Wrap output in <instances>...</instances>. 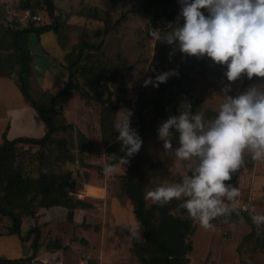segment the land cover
Returning a JSON list of instances; mask_svg holds the SVG:
<instances>
[{"label": "rangeland", "instance_id": "1", "mask_svg": "<svg viewBox=\"0 0 264 264\" xmlns=\"http://www.w3.org/2000/svg\"><path fill=\"white\" fill-rule=\"evenodd\" d=\"M20 1L0 0V14L3 13L2 2L3 7H10L6 8L7 18L1 22L4 26L6 22L12 23V17V25L18 23L20 27L28 26V11L19 9ZM53 1L60 23L59 35L48 32L39 40L33 34L29 37L31 49L34 51L35 46L45 48L56 44L58 48H49L50 55L59 56L63 66L67 67V55L72 52L77 54L83 42L100 48L86 52V58L80 65L82 75L78 74L76 77L88 98H81L77 93L74 97L79 98L78 104L76 101L70 102L68 98H64L59 104L62 108L59 112L61 119L77 125L75 129L57 135V141L65 138L67 149L53 143L41 150L27 146L21 147V150L27 155L26 164L33 177H38L40 173L37 159L40 153L43 154L46 171L57 175L70 173L69 183L72 186L68 191L70 196L71 193H76L71 197L72 215L70 216V210L66 208L53 207L40 211L37 219H30L29 225H38L40 228L38 251L32 248L34 235L24 243L17 236H6L9 221L0 222V258L32 256L30 264H141L134 253V241H143V228L135 218L134 206L123 192V175L129 164L106 176L103 169L109 161L103 157L108 155L105 142L114 139L113 133L119 135L115 131L114 123L117 119H123L126 112L131 114L134 102L141 125L138 110L142 105H147L142 110L146 129L144 141L147 162L139 176L153 164L155 176L148 180L146 189L155 188L165 180L178 182L184 167L179 161L165 154L163 142L157 137V129L163 121L156 113V105L147 103L160 97V88L163 86L164 96L170 98V103L166 105L163 113L165 120L169 116L179 114L181 102L185 99L191 102L193 113L201 109L206 117L210 118L217 111L220 102L218 95L222 94L221 90L229 84L224 75L227 68L218 67L216 72L206 69L192 70L182 78V54L176 51L170 56L173 47L162 40H154L150 35L153 29L167 31V20L161 19L153 26L149 20L132 11L135 6H142L145 0H117L118 5L115 8H112L110 0ZM34 2L38 3L35 10L42 17V21L51 24L52 20L48 17L43 1ZM92 7L97 8L100 20L89 19L88 12ZM202 11L205 15L208 14L206 10ZM107 18L110 19L108 34L105 33L108 26L104 23ZM176 20L177 18L172 23ZM159 43L162 50L157 49ZM37 62L40 64L38 58ZM42 63L41 61V65ZM54 67V79L49 88L50 92L58 93L63 88V69L57 60ZM42 68H36V73L40 75ZM170 70L177 71L179 75L171 76L167 82L160 83L157 87L156 76ZM97 74L102 77L114 76L108 89L112 93L111 104L119 107V116L117 113L106 115L105 106L101 103L106 99V94L102 95L100 90L99 94H96L85 84L87 81H96ZM150 78L151 82L145 86V82ZM180 79L181 82H178ZM99 83H103V80ZM253 84H264V78L253 77L249 80L245 74L231 83L232 91L229 94L235 96ZM123 86L126 93L121 92L120 87ZM177 91L179 95L175 96ZM25 108L33 111L35 118L24 113ZM15 109L12 115L11 111ZM16 112L18 119H15ZM38 121H41L40 118L35 115L31 106L24 102L16 83L7 78L0 79V143L2 134L8 130L7 127L11 128L9 138L37 134L35 132H39L36 127ZM39 130L41 131L40 127ZM104 130H107L106 135ZM79 132L86 135L90 144L95 145L94 150L88 153L79 150ZM172 142L173 147L178 146V136L175 134ZM236 173L237 179L234 182L225 183L239 188L240 205H248L250 209H255L256 214L264 215V162H254L250 156H245L241 168ZM96 191H102L103 196H95ZM146 204L147 207L152 205L151 202ZM181 217L188 220L195 229L189 238L193 250L188 255V264H264V239L261 233L252 234V227L244 221L239 209L230 217H219L212 221L216 226L215 231L205 230L187 216ZM26 234L25 230L24 236ZM57 245L60 246L59 249L56 248Z\"/></svg>", "mask_w": 264, "mask_h": 264}, {"label": "clouds", "instance_id": "2", "mask_svg": "<svg viewBox=\"0 0 264 264\" xmlns=\"http://www.w3.org/2000/svg\"><path fill=\"white\" fill-rule=\"evenodd\" d=\"M179 3L176 22L169 23L165 32L153 29L151 37L172 46L170 56L178 51L184 59L207 57L226 66L224 75L229 84L218 95L220 102L212 117L207 118L201 109L193 113L191 102L185 99L179 114L160 124L157 137L163 142L164 152L179 161L184 172L178 182L165 180L146 189L144 199L159 207L179 201V208L186 211L192 222L215 231L212 221L230 217L240 206L239 188L225 182L241 168L245 156L254 162H264V84H253L235 96L229 94L231 83L245 74L249 80L264 78V0H179ZM174 75L179 73L170 70L158 74L156 86ZM150 82L151 78L145 86ZM126 113L114 123L119 133L116 140L124 156H103L109 161L103 169L106 176L125 168L143 144L138 131L131 126V114ZM174 134L178 136L176 147L172 142ZM247 210L259 235L264 231V215L256 214L254 208Z\"/></svg>", "mask_w": 264, "mask_h": 264}, {"label": "trees", "instance_id": "3", "mask_svg": "<svg viewBox=\"0 0 264 264\" xmlns=\"http://www.w3.org/2000/svg\"><path fill=\"white\" fill-rule=\"evenodd\" d=\"M42 1L49 19L52 20L51 24H45L43 21L36 23L30 19L28 26L20 27L18 23L12 25L14 21L11 24L6 22V26H4L1 22L7 18L6 8L10 7H3V2L1 3L3 13L0 14V78H7L16 83L26 103L36 111L45 125L44 136L41 138L18 137L10 140L7 131L2 134V142L0 143V222L9 221L6 236H17L24 243H27L30 237L34 235L32 248L36 251L39 248L40 228L38 225H33L24 236L22 235V227L30 219H37L40 211L53 207L66 208L70 210L71 216L73 208L71 197H74L76 193H71L70 196V191H68V188L72 186L69 183L70 173L57 175L46 171L42 153L37 157L40 173L38 177H33L28 171V164H26L27 155L21 150V147H38L41 150L56 143L59 147L66 148L65 138L57 141V135L75 129V126L73 123H66L64 118L61 119L59 112L62 108L59 107V104L64 98L71 96L73 92L80 94L81 98H88V95L82 91L81 85L76 81V77L78 74L82 75L80 65L86 58V52L97 51L100 48L89 42H83L77 54L72 52L67 55L69 65L64 66L68 71L64 88L58 93L43 89L34 76L29 37L34 34L40 40L41 36L48 32L59 35L60 23L55 14L54 1ZM110 1L112 8L117 7V0ZM35 5L38 3H35L34 0H21L19 9L37 14ZM180 9L179 0H145L142 6H135L132 11L140 14L149 20L153 26H156L157 21L161 19H166L168 24L174 22L180 13ZM88 17L89 19L100 20L97 8L92 7L88 12ZM104 23L108 26L105 30V33L108 34L110 32V19H105ZM157 49L162 50L160 43ZM218 67L221 65L215 64L209 58L193 59L188 57L184 59L182 57L180 70L182 78H184L192 70L206 69L216 72ZM96 78V81H87L85 84L96 94H99L100 91L102 95L106 94V99L101 102L105 106L106 115H115L119 107L111 104L112 93L108 89V85L113 81L114 76L102 77V75L97 74ZM101 80L103 83H99ZM120 88L122 93H126L125 86ZM160 89V97L147 104L156 105L157 115L162 121H165L163 113L166 105L170 103V98L164 96L163 86ZM178 95L179 92L175 94V96ZM146 107L147 105H142L138 110L141 120V125L140 122L138 125L139 135L143 140L141 150L130 158L129 166L123 175V192L134 206L135 218L143 228V241H134V253L141 264H188V255L193 250L189 238L195 229L188 220L181 217L187 216V213L179 208L180 202L173 200L164 207L153 204L147 207L144 199L148 180L155 176L152 169L153 164L139 176L147 162L144 141L146 129L142 116V110ZM103 132L105 135L107 134V130ZM113 135V140L105 142L108 155L124 156V153L120 151L121 144L116 140L117 133H113ZM78 138V148L81 152L88 153L94 150L95 145L88 142L85 134L79 132ZM30 163L31 161H29ZM231 175L232 179L228 182H234L237 179L236 172ZM103 194L102 191L95 192V196H103ZM242 215L244 221L252 227V234L257 232L256 226L249 216V211L242 213ZM260 235L264 239V232L261 231ZM258 243L260 245V241ZM58 246L57 249L60 247ZM262 246L264 249V244ZM32 260V256L17 259L4 257L0 258V264H30Z\"/></svg>", "mask_w": 264, "mask_h": 264}, {"label": "crops", "instance_id": "4", "mask_svg": "<svg viewBox=\"0 0 264 264\" xmlns=\"http://www.w3.org/2000/svg\"><path fill=\"white\" fill-rule=\"evenodd\" d=\"M30 46V45H29ZM56 48L57 47V45L55 44H52L51 46H48V47H41V46H35L34 47V51L31 49V47H30V49H31V54H32V56H33V54H34V56H36V57H34L33 56V63H32V65H33V72H34V76H35V78L37 79V82H38V84L43 88V89H45V90H51V88H49V86H50V83L52 82V80L54 79V74H55V67H54V65H55V63H56V60L58 61V63L60 64V66H61V68L63 69V71H62V77H61V84L63 85V88H64V85H65V82L67 81V71H66V69L64 68V66H63V64L61 63V61L59 60L60 58H59V56H57V57H52L51 55H50V50H49V48ZM58 48V47H57ZM41 49V50H40ZM49 50V51H48ZM61 50V49H60ZM62 51V50H61ZM52 59H51V58ZM37 58L40 60V64H38V62H37ZM41 61L43 62L42 63V65H41ZM45 62V63H44ZM46 64V65H45ZM41 66V68H42V66L44 67V68H42V70H43V72H41V74L39 75L38 73H36V71H35V69L36 68H38V67H40ZM0 79H6V78H0ZM44 84H45V86H44ZM46 87H48V88H46ZM62 88V89H63ZM62 89H60V90H62ZM59 92V91H58ZM75 95H77V93H75V92H73V94L71 95V96H69V97H67L69 100H70V102H74V101H76V103L78 104V102H79V98H76V97H74ZM77 99H78V102H77ZM24 102L26 103V101L24 100ZM28 106H30L28 103H26ZM32 108V107H31ZM32 110H34L33 108H32ZM15 111H16V109L15 110H13V111H11V113H12V115L15 113ZM23 112L24 113H27V114H31L32 116H33V111H30L28 108H25V110H23ZM34 112H35V115L37 116V117H39L38 116V114L36 113V111L34 110ZM71 112V111H70ZM69 113V112H68ZM18 113L16 112V117H15V119H18ZM8 117H9V114H8ZM33 118H35V116H33ZM40 118V117H39ZM41 120V119H40ZM12 121V120H11ZM35 122H36V119H35ZM39 122H41L42 123V125H41V123H39ZM37 124V129H38V131L39 132H35V133H37V134H34L33 136H17V137H14V138H9V129H11L10 127H7L8 128V130H6L7 131V136H8V138L10 139V140H12V139H15V138H18V137H31V138H41V137H43L44 136V130H45V125H44V123H43V121L41 120V121H38V123H36ZM75 126H77L76 124H75ZM11 127H12V125H11ZM39 127L41 128V131L39 130ZM82 131V130H81ZM83 132V131H82ZM30 224V222H27L26 224H25V226H23L22 227V235H24V233H25V230H26V232H28V230H29V228H30V226L31 225H29ZM28 228V229H27Z\"/></svg>", "mask_w": 264, "mask_h": 264}, {"label": "built area", "instance_id": "5", "mask_svg": "<svg viewBox=\"0 0 264 264\" xmlns=\"http://www.w3.org/2000/svg\"><path fill=\"white\" fill-rule=\"evenodd\" d=\"M27 13V15L29 16V18L33 21V22H36V23H40V22H42V17L40 16V15H38V14H31L30 12H26ZM14 21V19H13V17L10 19V22H13ZM137 108L135 107V102H134V107H132V110H131V126H132V128H134L135 130H137L138 131V133H140L139 132V120H138V118H137ZM247 209H250V207H248V205H240L239 206V210H240V212L241 213H246V212H248V210Z\"/></svg>", "mask_w": 264, "mask_h": 264}]
</instances>
